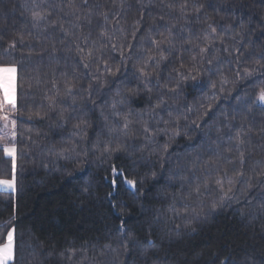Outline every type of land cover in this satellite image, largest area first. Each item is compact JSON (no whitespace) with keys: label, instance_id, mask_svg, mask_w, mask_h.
Here are the masks:
<instances>
[{"label":"trees","instance_id":"1","mask_svg":"<svg viewBox=\"0 0 264 264\" xmlns=\"http://www.w3.org/2000/svg\"><path fill=\"white\" fill-rule=\"evenodd\" d=\"M195 2L203 5L199 13L192 8L193 0H187L188 10L182 14L180 5L185 0H88L89 7L82 6L76 14L83 16L91 11V23L81 19L74 26L75 17L67 7L68 0H35V3L0 0V64L19 65L23 61V66L18 68V112L14 115L19 150L16 185L14 191L0 189V245L6 243L7 232L15 227L14 259L9 264H264V211H261L264 206V107L256 100L257 92L264 87V59H261L264 0ZM169 4L173 7L169 8ZM33 11L50 15L34 27ZM105 11L109 13L108 22L97 15ZM117 19L120 25L114 33L116 39L107 42L102 59L109 61L113 71L117 67L120 71L116 76L106 73L102 66L97 71V56L85 70L76 45L85 47L83 36L89 37L87 47L92 46L93 40L98 42L97 46L105 43L98 39L99 33L102 30L113 33ZM137 20L141 22L133 39ZM52 21H56V27H51ZM61 24L71 35H64ZM209 24L224 35L228 45L234 43L231 37L236 32L244 33L245 55L239 61L235 54L224 53L218 40L216 46L221 50L209 52L203 61L198 49H191L185 43L191 39L194 44L205 46L204 33ZM168 28L172 29L174 47L162 45L168 60L160 64L159 75L152 78L150 86L157 79L161 86H174L179 79L176 69L181 63L186 68H194L191 74L196 79L184 81L179 95L165 93L171 106L167 111L174 117L185 113V106L193 109L188 122L181 121L185 134L176 139L160 136L155 144L145 146L140 124L136 123L130 135L134 133L139 138H118L105 126L104 117L112 119L111 100L117 88L136 86L137 81L129 83L128 79L133 66L146 59L141 49L156 51L147 39L149 29L151 36L161 39V34L168 36ZM224 29L229 30L224 33ZM20 36L24 37V45L17 43L5 55L9 42L19 41ZM113 42L124 44V58L112 51ZM128 44L133 45L131 53ZM193 55H197L196 62L191 59ZM214 56L221 58L220 63L214 61L209 65L207 61ZM181 71L188 75L186 69ZM246 71L252 75L247 76ZM92 75L100 76L107 84L103 88L94 85L90 99L88 85L92 83ZM222 77L227 83L222 84ZM66 81L77 85L73 96L64 95ZM57 93L60 98L56 108L50 110L49 98ZM158 94L159 90L153 87L151 103L156 102ZM92 100L96 101L95 105ZM208 104L213 105L214 111L211 118L205 117L209 124L218 121L223 126L226 116L233 125L231 136L235 137L236 130L241 128L246 133L243 137L246 143L241 148L245 154V177L244 182L236 184L232 200L209 212L213 200L220 202L213 188L204 197L206 207L200 219L193 220L191 227L186 228L183 219L165 222L158 218V212H163L171 202L167 194L179 189L177 182H170L173 173L188 175L189 168L203 169L206 161L217 159L210 150L215 149L217 138L213 134L211 139L204 140L201 129L206 131L207 127L198 119ZM127 107L140 110L150 107V102L147 96H141ZM61 108L68 117L66 123L59 118ZM167 111L159 115L167 119ZM81 118L89 126L77 136L73 126ZM193 120L200 128L191 124ZM68 141L76 143L77 148L67 158L49 151L51 145L60 147ZM107 141L112 142V147L125 145L126 151L105 154ZM166 142L169 143L167 154L157 151L149 155L157 145ZM229 147L232 151L224 155L234 163L223 160L221 163L234 176L232 169L240 168L239 152L234 139L229 140L226 135L221 152ZM141 148L145 149L143 153ZM128 153H134L135 163ZM197 154H200L199 160H196ZM112 165L123 168L129 179L143 178V183L134 192L120 180L114 188ZM196 175L203 179L199 171ZM11 178V158L5 156L0 145V179ZM148 239L155 241L154 247L147 245Z\"/></svg>","mask_w":264,"mask_h":264},{"label":"snow or ice","instance_id":"2","mask_svg":"<svg viewBox=\"0 0 264 264\" xmlns=\"http://www.w3.org/2000/svg\"><path fill=\"white\" fill-rule=\"evenodd\" d=\"M35 3V0H33ZM89 7L88 0H80L79 4L77 0H68L67 7L71 10L72 15L75 17L74 26L79 25V21L81 19L88 20V23H91L89 17L91 16V11L85 13L83 16L77 15L81 7ZM169 8H172L173 5L169 4ZM192 8L196 13H199L203 8V5H198L195 0H193ZM188 10L187 0L185 3L180 5V12L182 14L186 13ZM32 20L33 26H38L42 21H46L50 13L33 11L32 12ZM97 15L103 17L105 22L109 21V13L108 12H99ZM142 19V17H141ZM140 20L134 21L135 31H133L132 36L135 39L137 32L139 31ZM120 21L116 20V25L114 26L113 33H109L107 30H102L99 33V40L105 41V43H99L97 46V41H91V47H87L89 44V37L83 36V44L85 47H81L80 44L76 45L77 55L80 57V60L83 62V67L85 70H88L90 67V61L94 56H97L99 63L97 64V71H99L102 66L104 71L111 76H116V74L120 71V68L117 67L115 71L112 70V67L108 60L102 59L103 52L107 49L108 43L112 42L116 39L115 30L119 27ZM51 27H56V21L51 22ZM231 26H229L230 28ZM60 30L64 33L65 36L71 35L64 27L63 24L60 25ZM119 30L122 31V28ZM229 29H224V33H227ZM168 36H163L161 34V39H156L151 36V29H149L148 40H150L153 49H141L142 55L146 56V59L143 60V63L138 66H133L134 71L131 74V77L128 79V82L131 83L133 80L137 81V84L133 88H126L121 90L117 88L114 97L111 100V104L109 105L112 119L106 116L104 117L106 124L105 126L108 128L109 133H116L118 138L119 136H123L129 139H137L139 138L136 134L132 133L130 135V130L133 125L136 123L140 124L141 132L140 136L145 142V146H151L156 143V140L160 136H169L171 139H176L185 134L184 129L181 126V121L188 122L189 114L192 113L193 109L191 106H185L187 111L179 116H173L171 111H167L171 106L168 104L167 99H165V93L172 95H179L181 92V85L184 81L188 79H196L191 73L194 68H186V66L181 63L180 68L176 69L177 75L179 79L176 81L175 85L172 87H168V85L161 86L159 79H157L156 84L152 85V78L158 77V69L162 62H166L168 57L164 55V50L162 49V45H168L170 48L174 47L173 45V33L172 29L168 28ZM90 35V34H89ZM264 35V33H262ZM244 33L236 32L231 39L234 41L232 45H228L225 43V37L223 34H219L217 32L216 27H213L211 24L208 25V31L204 33L205 46L200 47L199 44H194L191 39L185 41L189 45L191 49H198V55L200 60L203 61L204 58L209 54V52H219L221 48L216 46L217 40L219 41L220 46L224 53H227L229 56L235 54V58L237 61L240 60V57L245 55V51H242L244 48ZM238 38V39H237ZM144 38H142L143 40ZM17 43L21 46L24 45V37L20 36L19 41L12 40L8 44V49L5 50V55L8 54L9 50L15 49L17 47ZM87 48V50H86ZM133 48L132 44L127 45V49L129 53ZM231 48V51H230ZM111 49L113 52H119L120 56L124 58L125 54V46L123 43L117 45V43H111ZM55 51V49H54ZM157 52L159 55L157 56ZM249 54H251L249 52ZM192 61H197V55L192 56ZM220 57L214 56L212 60H208L207 63L212 65L215 61L217 64L220 63ZM261 59H264V53H261ZM87 61V62H84ZM153 65L155 67L153 68ZM23 66V61L20 62L19 65L10 63V64H0V121L3 122V128L5 130L7 139L5 137H0V144H2V150L6 157L11 158V168H12V178L11 179H0V187L6 189L15 190L16 185V169H17V155H18V147L16 144L17 138V122L13 116L18 112V68ZM152 69L151 71L149 69ZM181 69H186L188 75L184 74V71ZM239 75V73H237ZM247 76H251L252 72L246 71ZM92 83L88 85L89 98L91 99V92L95 86H99L103 88L106 84V80H101L100 76L92 75L90 77ZM227 83V79L222 77V84ZM65 96H73L74 91L77 85L72 84L68 81L65 82ZM153 87L159 90V94L157 96L156 102L151 103L152 100V92ZM213 89H215L216 85L213 83ZM53 88H56L55 83H53ZM221 91L223 88L221 87ZM215 95V93H213ZM147 96L150 107L142 108L140 110H136L130 107H127L131 104L135 98ZM60 98L57 93L56 96L49 98L48 107L50 110H54L56 108L57 99ZM256 100L259 102L260 106L264 107V87H261L257 92ZM248 103L249 101H244ZM73 104L75 101L73 100ZM92 104L95 105L96 101L92 100ZM203 108V105H201ZM127 109V110H123ZM75 111V108H73ZM161 111H167L168 118L165 119L164 116L159 115ZM59 118L63 123L67 122L68 117L65 116V109H59L58 112ZM214 115L213 105L208 104L207 108L204 110L203 114L198 117V119L207 127V130L204 131L201 129V137L204 140L211 139L213 134H215L217 138V143L215 149H210L214 151L217 156L216 160H209L205 162V167L203 169H199L196 167H191L188 169V175H180L178 173H173L170 177V182L174 181L179 184V189L176 192L167 194L170 197L171 202L167 205L166 209L163 212H158V218L165 219V222L172 221L174 222L177 219H183L185 221L184 227H191L192 221H198L200 219L201 213L206 207L204 202V197L210 195L215 189V192L219 194V203L213 200L210 207L209 212H215L218 207L222 206L224 202L230 201L233 199V193L235 186L238 182H244L245 172H244V164H245V154L241 150L242 146L246 143L244 140V133L241 129H237L235 133V137L231 136L233 131V125L230 121L227 120L225 116V123L223 126H220L219 122L216 121L213 124H209L208 119L205 117L211 118ZM37 117H40V113H36ZM151 117L150 120H145L144 117ZM31 119V117H30ZM234 119V118H233ZM153 121L155 126L153 127ZM193 126L200 128V125L197 124L195 120L191 121ZM163 125V126H161ZM88 122L83 118L80 119L79 123L75 124L73 127L75 129L76 135L78 136L80 132H83L88 127ZM228 136L229 140L235 141V148L239 152V169L233 168L232 170L235 172L234 176L229 175V169L222 166L221 161H227L229 164H233L234 161L224 153H230L232 148H225L224 152H221V142L224 141L225 136ZM67 145V146H65ZM77 148L76 143H72L71 141L64 142L60 147L56 145H51L49 147V151L53 152L57 156L67 158L68 155L75 152ZM126 151V146L122 144H117L115 147H112V142L107 141L104 144V153L108 155H112L113 153H120ZM141 153L145 151L144 148L140 149ZM162 152L167 154L169 151V143H164L157 145V148L153 151L149 152V155H154L156 152ZM129 159L134 160V153H128ZM118 158V157H117ZM143 158V157H141ZM200 159V154H197L196 160ZM112 172L114 173L111 179V185L115 188L117 186L118 180L122 183L129 186V189L133 192L137 189V185L143 183V178L133 177L131 179L128 178L125 170L123 168H118L116 165H112ZM200 172L203 176L201 179L200 176H197L196 173ZM213 172L215 175L213 176ZM155 176V173H153ZM175 187V183L172 184ZM251 187V185H249ZM111 195V193H109ZM261 211H264V206L261 207ZM167 214V216H166ZM166 217V218H165ZM191 218V219H189ZM13 219L15 217L13 216ZM123 227V226H121ZM180 225H176V229L178 230ZM194 230V229H193ZM14 233L15 227H12L7 232V242L4 245H0V264H8V261L14 258ZM149 247L155 246V241L152 239H148L146 241ZM74 255V251H72Z\"/></svg>","mask_w":264,"mask_h":264},{"label":"rangeland","instance_id":"3","mask_svg":"<svg viewBox=\"0 0 264 264\" xmlns=\"http://www.w3.org/2000/svg\"><path fill=\"white\" fill-rule=\"evenodd\" d=\"M17 76H18V73H17ZM17 96H18V90H17ZM13 118H14V116H13ZM0 137H5V140L7 139V136H6L5 130H4V128H3V122H2V121H0ZM0 189L6 190V188H2V187H0ZM6 242H7V241H6ZM4 244H6V243H4ZM4 244H2V245H4ZM14 246H15V245H14ZM14 252H15V251H14ZM13 259H14V258H13ZM13 259L10 260V261H8V264L11 263V262L13 261Z\"/></svg>","mask_w":264,"mask_h":264},{"label":"crops","instance_id":"4","mask_svg":"<svg viewBox=\"0 0 264 264\" xmlns=\"http://www.w3.org/2000/svg\"><path fill=\"white\" fill-rule=\"evenodd\" d=\"M0 145H2V144H0Z\"/></svg>","mask_w":264,"mask_h":264}]
</instances>
